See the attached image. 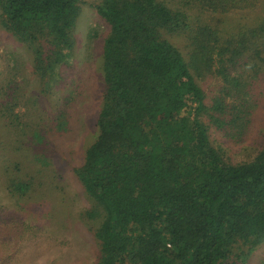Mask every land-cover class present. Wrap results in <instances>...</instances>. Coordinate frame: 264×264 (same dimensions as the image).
<instances>
[{"label":"trees","instance_id":"1","mask_svg":"<svg viewBox=\"0 0 264 264\" xmlns=\"http://www.w3.org/2000/svg\"><path fill=\"white\" fill-rule=\"evenodd\" d=\"M257 1L100 0L95 6L109 27L102 106L97 134L75 170L90 203L80 216L95 223L92 264H226L264 244V139L253 160L229 164L202 119L207 115L218 130L245 120L237 97L243 89L229 69L251 40H264V22L222 41L196 18ZM80 2L0 0V25L32 52L43 80L70 58ZM175 35L190 42L191 63L172 42ZM191 68L217 74L229 86L224 97L235 89L238 100L229 105L217 97L207 107ZM5 188L17 204L30 191L15 175L6 177Z\"/></svg>","mask_w":264,"mask_h":264},{"label":"rangeland","instance_id":"2","mask_svg":"<svg viewBox=\"0 0 264 264\" xmlns=\"http://www.w3.org/2000/svg\"><path fill=\"white\" fill-rule=\"evenodd\" d=\"M99 1L81 0L74 48L51 80L36 75L32 52L0 25V264H92L97 260L95 223L80 216L90 203L75 170L82 166L97 134L102 106L100 66L109 27L95 10ZM196 18L216 29L222 41L231 36L237 39L240 32L264 22V0L226 14L197 12ZM172 42L191 63L190 42L184 35L173 36ZM250 42L249 50L229 69L232 83L243 89L239 100L233 96L235 89L224 97L229 86L217 74L203 70L198 75L190 69L207 107L217 97L229 105L238 100L246 107L245 120L238 123L243 125L241 130L238 125L218 130L207 115L202 118L209 125L211 145L229 164L253 160L264 139V40ZM8 175L30 185L18 204L5 188ZM244 258L231 256L226 264H264V244Z\"/></svg>","mask_w":264,"mask_h":264}]
</instances>
